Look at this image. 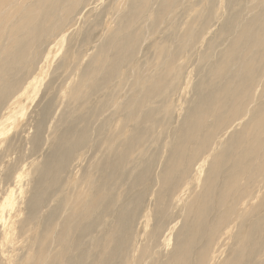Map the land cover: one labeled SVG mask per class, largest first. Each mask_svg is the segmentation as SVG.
I'll return each mask as SVG.
<instances>
[{"label":"bare ground","instance_id":"bare-ground-1","mask_svg":"<svg viewBox=\"0 0 264 264\" xmlns=\"http://www.w3.org/2000/svg\"><path fill=\"white\" fill-rule=\"evenodd\" d=\"M223 2L0 0L2 164L48 76L57 104L45 160L4 166L0 264H264V0L215 29Z\"/></svg>","mask_w":264,"mask_h":264},{"label":"rangeland","instance_id":"rangeland-1","mask_svg":"<svg viewBox=\"0 0 264 264\" xmlns=\"http://www.w3.org/2000/svg\"><path fill=\"white\" fill-rule=\"evenodd\" d=\"M223 1H226V0H223ZM229 1L231 0H227V2H223V6L225 9H223L222 11V14L223 15H220L222 16L219 21L222 22L225 21L226 17L228 16V11H226V5H228ZM233 1V0H232ZM105 3H108V0H105ZM110 3V1H109ZM104 5V4H103ZM225 10V11H224ZM227 15V16H226ZM224 17V19H222ZM217 21V23L215 24V29H220L223 25V22L221 24V22ZM219 24H221L219 26ZM219 26V27H218ZM200 45H204V42L203 40H201L198 44H197V47L200 46ZM66 46V43L64 44V48ZM198 49H200L198 47ZM58 59V57L56 58ZM194 60V59H193ZM56 62V61H55ZM187 70H189V75H190V80H191V83L189 85V87L187 88L185 95L182 96L183 99L180 98V101L183 103L184 105V98L186 96V104L184 105L185 106V110L182 112V114L180 115V119H179V125H181L182 121H183V118L184 116L186 115V110L187 108H192L197 100L199 99V95L201 94V90L199 87L202 86L204 87L205 86V83H202V80H203V76L202 74H200V71H198V65L197 64H194V62L192 61V63H190L187 67ZM198 72L200 75H198ZM49 80V76L46 78L45 80V83H43L42 85V88H41V91L40 93L36 96V98L34 99L33 102H31V104H29L27 111H26V114L25 116L22 117L23 119V123H29L28 125V133H24L22 135H14L13 132L10 133L9 137L12 138L14 140V144H15V149L16 151H13L11 152V155H10V158L9 160H5L4 164H2V161L3 159H0V168H1V171H0V178L2 177V180L0 181V185H2L0 187V189L3 188V186L8 182L10 181L11 178H8L5 176V168L4 166L6 167V169L8 168H11L10 171H18L20 168H22V166L24 164L27 163V161L30 160V158L32 159L33 158H37L40 162H43L48 155L50 153V149H51V146L48 145L47 141H48V137H49V126H50V122H51V119H53V115L54 113L56 112V108H57V104L55 102H51V105L48 104V100H49V97H46L45 100L44 98L42 99V92H43V86L46 84V82ZM197 81V82H196ZM200 84V85H199ZM192 85V86H191ZM198 88H197V87ZM207 87V84L204 88ZM200 90V91H199ZM260 90H258V94L260 93ZM193 93V94H192ZM189 96V97H188ZM195 96V98L193 97ZM38 101V102H37ZM195 102V103H193ZM41 103V104H40ZM40 104V105H39ZM192 104V105H190ZM194 104V105H193ZM31 105V106H30ZM38 105V106H37ZM48 105V106H47ZM55 106V107H54ZM38 107V108H37ZM43 108V109H42ZM38 109H41V111H39ZM52 109V111L50 110ZM46 110V111H45ZM45 115V112H46V116L44 117V120H45V124H44V127L39 130L38 127H37V122L35 121L36 120V117L38 118L40 115L39 113ZM54 112V113H53ZM65 112V111H64ZM63 111H59L57 113V116L55 115V119L57 120V126L58 128H60L59 132H61V130H64L65 128H68L69 127V124H65V119H66V113H69V112H65L64 113ZM64 113V114H63ZM28 114V115H27ZM50 114V115H49ZM62 115V116H61ZM51 116V118H50ZM49 120V121H48ZM47 121V122H46ZM172 121H174V119H172ZM49 122V123H48ZM68 123V122H67ZM74 123V122H73ZM70 124L72 125V123L70 122ZM65 125V126H64ZM67 125V126H66ZM70 125V126H71ZM48 126V127H47ZM32 127V128H31ZM32 129V130H31ZM39 132V134H38ZM28 136H27V135ZM31 134V135H30ZM44 140V141H43ZM42 143V144H40ZM33 146V148H32ZM30 147V148H29ZM87 150V151H86ZM85 150V160H84V163L83 165L80 167L79 166V169L78 167L75 168V164L76 162L74 161V159L76 158L77 156V152L74 153L73 156H71V159L69 160V162L71 164L70 165V170L68 171V173H70L71 171H75L77 170L79 173H83L84 171H87L89 168H90V162H92L94 159L93 158H96V156L98 155L93 149L91 150L90 148L86 149ZM32 152V153H31ZM46 155H45V154ZM20 154V156H19ZM44 154V155H43ZM43 157H41V156ZM75 157V158H74ZM87 157V158H86ZM41 158V159H40ZM12 159V160H10ZM27 160V161H26ZM92 160V161H91ZM9 161L12 163H9ZM7 162V163H6ZM74 162V163H73ZM7 165V166H6ZM72 165V166H71ZM75 169H73V168ZM94 168L96 167H92L91 169L94 170ZM4 170V171H3ZM2 172V173H1ZM6 179H5V178ZM5 179V180H4ZM150 203V202H149ZM151 222L153 223V218L151 219Z\"/></svg>","mask_w":264,"mask_h":264}]
</instances>
